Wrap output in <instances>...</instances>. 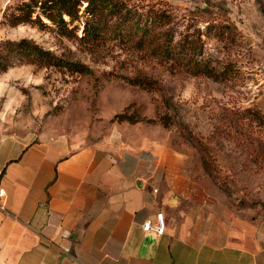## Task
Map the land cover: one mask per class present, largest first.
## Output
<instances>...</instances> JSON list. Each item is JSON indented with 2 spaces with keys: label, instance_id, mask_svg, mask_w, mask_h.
I'll use <instances>...</instances> for the list:
<instances>
[{
  "label": "rangeland",
  "instance_id": "1",
  "mask_svg": "<svg viewBox=\"0 0 264 264\" xmlns=\"http://www.w3.org/2000/svg\"><path fill=\"white\" fill-rule=\"evenodd\" d=\"M26 1L0 0V42L31 38L86 63L92 72L15 61L0 73L2 129L66 134L71 142L88 145L119 134L130 141L154 137L189 153L191 165L203 166V153L184 135L186 127L210 148L220 188L231 206L242 214H264V0H131L139 11L154 5L167 8L178 33L189 25L200 26L206 32L204 58L215 67L214 75L164 70L124 38L107 39L91 51L60 35L53 25H14L12 19L22 13ZM202 7L207 11L196 14ZM203 19L212 21L209 29ZM78 33H83V25ZM138 69L163 81L172 102L170 127L147 120L165 105L161 93L124 78ZM123 112L146 119L119 118ZM241 114L239 122L236 115Z\"/></svg>",
  "mask_w": 264,
  "mask_h": 264
},
{
  "label": "crops",
  "instance_id": "2",
  "mask_svg": "<svg viewBox=\"0 0 264 264\" xmlns=\"http://www.w3.org/2000/svg\"><path fill=\"white\" fill-rule=\"evenodd\" d=\"M190 160L154 137L0 127V264H264V214L238 213ZM159 211L165 232L144 230Z\"/></svg>",
  "mask_w": 264,
  "mask_h": 264
},
{
  "label": "trees",
  "instance_id": "3",
  "mask_svg": "<svg viewBox=\"0 0 264 264\" xmlns=\"http://www.w3.org/2000/svg\"><path fill=\"white\" fill-rule=\"evenodd\" d=\"M207 9L202 7L196 14H202ZM203 21L207 22L205 28L209 29L212 21ZM12 22L14 25L22 22H38L47 27L53 25L60 35L78 40L89 46L91 51L105 44L107 39L124 38L147 59L171 72L214 75L213 72L216 71L204 58L203 35L206 32L198 25L194 29L193 25H189L178 33L174 15L167 8L156 5L149 10L139 11L133 7L131 0H29L23 4L22 13L15 16ZM81 25L83 33L79 34ZM15 61L41 66H64L82 73L92 72V68L86 63L59 55L27 37L0 42V73L6 71ZM124 78L131 85L151 93H161L164 109L159 110L155 118L147 120L159 121L170 127L174 117L168 110L172 102L163 81L143 69H138L133 75H126ZM242 115H236L239 122L243 119ZM118 116L132 122L146 119L144 116L139 117L141 115L138 113L126 115L123 112ZM184 135L201 149L206 172L223 188L218 181L217 167L208 145L186 127Z\"/></svg>",
  "mask_w": 264,
  "mask_h": 264
},
{
  "label": "built area",
  "instance_id": "4",
  "mask_svg": "<svg viewBox=\"0 0 264 264\" xmlns=\"http://www.w3.org/2000/svg\"><path fill=\"white\" fill-rule=\"evenodd\" d=\"M5 193V189L0 188V196H3ZM0 206H3V203L0 202ZM156 223H154L151 219H148L144 222L143 228L146 231L155 230L159 235H162L166 229V221H165V213L164 211H159L156 214Z\"/></svg>",
  "mask_w": 264,
  "mask_h": 264
}]
</instances>
